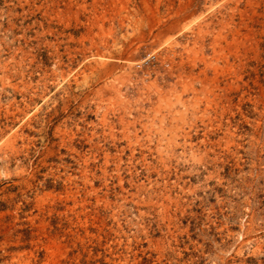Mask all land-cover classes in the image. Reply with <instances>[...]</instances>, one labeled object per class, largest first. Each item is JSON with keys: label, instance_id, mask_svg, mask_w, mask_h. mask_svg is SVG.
<instances>
[{"label": "rangeland", "instance_id": "obj_1", "mask_svg": "<svg viewBox=\"0 0 264 264\" xmlns=\"http://www.w3.org/2000/svg\"><path fill=\"white\" fill-rule=\"evenodd\" d=\"M0 264H264V0H0Z\"/></svg>", "mask_w": 264, "mask_h": 264}]
</instances>
